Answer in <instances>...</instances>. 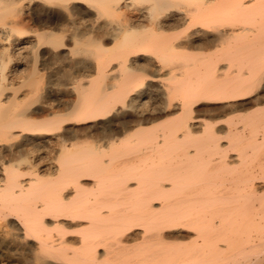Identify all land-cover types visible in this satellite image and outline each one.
<instances>
[{"label": "bare ground", "instance_id": "1", "mask_svg": "<svg viewBox=\"0 0 264 264\" xmlns=\"http://www.w3.org/2000/svg\"><path fill=\"white\" fill-rule=\"evenodd\" d=\"M55 2L0 0V141L7 142L0 149H8L0 150V260L11 261L15 248L36 264L49 256L57 264L258 261L264 196L247 160L260 154L264 159V107L241 115L243 126L234 114L264 70L261 0H163L178 6L154 18L146 13L148 20L139 26L148 30L130 39L164 57L169 78L153 82L156 87L143 102V90L131 76L122 71L121 82L116 80L112 65L122 60L121 47L91 57L74 54L97 14L91 0H71L70 14ZM241 2L254 6L235 7ZM181 19L191 27L176 39L172 33ZM93 69L99 79L86 75ZM107 83L113 87L105 99ZM86 93L84 111L118 107L121 122L113 124L109 112L76 121L73 141L53 139L55 133L45 129L57 123L53 118L60 112L79 113ZM224 93L238 102L221 107L218 97ZM133 95L139 110L130 106L126 112V99ZM129 113L135 119H127ZM85 124L111 129L107 149L94 147ZM245 127L248 135L242 133ZM22 142L25 155L9 159L11 145ZM57 148L63 167L31 164ZM158 215L181 217L186 227L154 233L150 218Z\"/></svg>", "mask_w": 264, "mask_h": 264}, {"label": "snow or ice", "instance_id": "2", "mask_svg": "<svg viewBox=\"0 0 264 264\" xmlns=\"http://www.w3.org/2000/svg\"><path fill=\"white\" fill-rule=\"evenodd\" d=\"M70 5L71 0H56L54 3V7L66 14H70L73 11V8L70 7ZM177 6L178 5L163 2V0H134L133 3H128L127 0H91L89 7L96 9L97 14L94 17L92 25L89 27V35H87L83 40L77 41V44L74 47V54L81 57H91L101 49L115 48L117 46L121 47L123 50V58L120 62L112 65L113 70L116 72L117 82H121V72L123 71L128 76H131L135 80L136 84L142 88L143 95L140 97L141 102L148 100L151 95L149 93V89L156 87V84L153 82H159L161 80L167 82L169 73L168 71H165V68H168V61L164 57H161L158 53L149 50L145 45L132 41L130 37L148 30L147 28L139 26L141 22H146L148 20L146 13L152 12L154 18L158 12ZM253 6L254 5L244 4L242 2L235 5V7L240 9L250 8ZM14 7H18V5H14ZM261 7L264 8V0H261ZM16 16H19V12L16 13ZM11 22V19L6 21L5 27H7ZM190 27L191 24L188 21L181 19L175 24V30L172 35L176 39H180L188 32V28ZM15 30L16 25L13 24V31ZM190 35L195 36L196 33L193 32ZM193 43H195V41H193ZM177 47H179V45H177ZM134 55L137 56V59L129 62L128 58ZM66 67H70L74 75L79 74L76 67L69 65H66ZM95 73L96 70L93 69L92 73H86V75L90 76L93 80L99 79ZM102 87L106 90L105 99H107L110 95L107 90L112 89L113 86L111 83H107L102 84ZM252 89L253 91L251 92V95L244 96L243 100L239 102L248 104L249 107H252L257 96H260L261 100L259 103L262 107H264V70H262L259 80L252 83ZM218 98L223 102L220 105L221 107L226 106L229 103H237L239 99L235 95L227 93L222 94ZM136 100L137 96L135 95L126 99V103L124 104L126 112L130 106L133 107V111L139 110V105H133V102ZM119 103L120 102L117 101V104ZM87 105L88 95L86 93L82 98V109L79 113L76 111L60 112L53 118V120L57 121V123L50 124L45 130L55 133L53 139H56L57 136H62L69 141H73L75 137L72 135V130L76 127V121L92 120L97 115L107 116L109 112H111L112 123L116 124L121 122V117L118 115L120 112L118 107L115 109L97 107L94 112H88L83 110ZM127 119H135V115L129 113ZM65 121L68 123L65 124ZM61 125L64 126L61 127ZM83 127L91 129L88 135L93 141L94 147L103 145V147L107 149L108 144L106 137L111 129L101 126L93 128L89 124H85ZM125 127H131V125H125ZM6 143V141H0V145ZM11 149L12 151L9 153V159H15L17 153L21 156L25 155V144L23 142L20 144H12ZM0 150L7 151L8 149L2 148ZM28 155L31 154L29 153ZM58 155L62 156L58 148L53 150L50 158L47 156V153L42 152L40 155L35 156V158L31 160V164L37 167L40 165H44L45 167L48 165L63 167L64 161L63 159L58 160ZM21 162L25 163L28 161L21 160ZM105 163H107V161H105ZM0 171H3V169H0ZM258 179L261 180V184L258 185L260 190L259 194L264 196V177H259ZM68 195L71 196L72 193H69ZM37 207H39L38 204ZM156 207L159 208L160 205L156 204ZM150 220L154 233L165 228L180 229L186 227V224L181 217L158 215L151 217ZM132 223H140L141 227L145 226L142 221L137 219H133ZM3 232L4 226H0V240L4 238ZM13 252L16 254L11 261L0 260V264H36L34 258L30 254L20 255V251L15 248L13 249ZM259 256V260L254 262V264H264V248H262ZM44 264H57V258L49 256L44 261Z\"/></svg>", "mask_w": 264, "mask_h": 264}, {"label": "rangeland", "instance_id": "3", "mask_svg": "<svg viewBox=\"0 0 264 264\" xmlns=\"http://www.w3.org/2000/svg\"><path fill=\"white\" fill-rule=\"evenodd\" d=\"M260 98L261 99V97L260 96H257V98ZM256 98V103H254L253 102V106L252 107H249L248 106V104L246 105L245 104V106L242 108V110L240 109V110H238V112H235L236 114H234V116L236 117H234V121L236 122V120H237V124L239 125V124H241L240 122H242V125L241 126H243L244 125V121H243V119H242V117H241V119H240V116L241 115H251L252 114V111H254V113H256L255 111H260L261 109L260 108H262V106H257L258 104H260V103H257V101H258V99ZM243 99H241L240 101H242ZM242 103V102H241ZM257 104V105H256ZM257 106V108H255L256 106ZM255 109H257V110H255ZM260 109V110H259ZM264 109V108H263ZM249 111H251V113L249 112ZM249 113V114H248ZM239 116V119L237 118ZM245 116L243 117L244 118V120H245ZM242 120V121H241ZM240 126V127H241ZM242 128V127H241ZM245 130H243V134H246V135H248L249 134V129L247 128V127H245L244 128ZM248 132H247V131ZM259 131H260V129H259ZM258 131V132H259ZM245 132V133H244ZM257 134H259V133H257ZM260 135L262 136V133L260 132ZM258 136L257 135V137H261V136ZM223 140L225 139V136H222L221 137ZM250 148H248V151L251 153L252 152V150L250 151L249 150ZM262 151L264 152V146H263V148H262ZM252 154V153H251ZM253 158V159H252ZM252 158H250L249 160H247V169L250 171V172H252L253 173V177H255V176H257V177H255V178H253L252 177V179H258L259 178V175L261 174V173H263L264 172V159H263V154H260L259 155V157H257L256 158V156H254V157H252ZM262 158V159H261ZM254 161V162H253ZM253 162V163H252ZM251 164V165H250ZM256 164V165H255ZM248 166H249V168H248ZM250 166H252V167H250ZM254 169V170H253ZM256 173V174H255ZM260 177H264V173H263V175L262 176H260ZM172 241H174V242H177L178 240H172ZM190 240L189 239H185V240H183V242H189ZM179 242V241H178Z\"/></svg>", "mask_w": 264, "mask_h": 264}]
</instances>
